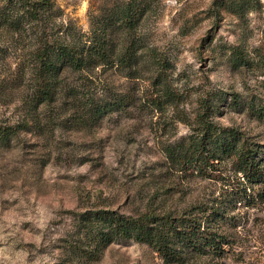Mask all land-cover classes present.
<instances>
[{"label": "rangeland", "instance_id": "1", "mask_svg": "<svg viewBox=\"0 0 264 264\" xmlns=\"http://www.w3.org/2000/svg\"><path fill=\"white\" fill-rule=\"evenodd\" d=\"M0 129V264H264V0H0Z\"/></svg>", "mask_w": 264, "mask_h": 264}, {"label": "trees", "instance_id": "2", "mask_svg": "<svg viewBox=\"0 0 264 264\" xmlns=\"http://www.w3.org/2000/svg\"><path fill=\"white\" fill-rule=\"evenodd\" d=\"M59 53L61 54L60 56H62L63 58H66V49L64 48H59ZM72 51V50H71ZM70 51V52H71ZM48 57V56H47ZM69 59H71L74 62V66L77 68H80V63L79 60L74 56H70ZM45 58H42V61L44 62ZM47 67L52 66V62L48 61L45 63ZM50 85H41L40 86V95L43 98H47V99H51L52 98V94L50 92ZM9 129H0V133L3 135V137H7L8 135V131ZM252 150H250L248 147H244L243 150L240 153V166H241V170L244 172V174L246 176H248L249 178H251L252 180L254 179V181H258L261 180L264 177V171L262 169H260L257 164L255 159L253 158L252 155ZM205 159V158H204ZM206 162V161H205ZM208 162V161H207ZM206 162V163H207ZM209 164V163H208ZM169 224L173 227V221L171 219H169ZM148 225V223H144L140 220L138 221H130L127 218H123L120 219V233L124 236H127V232L129 230H135V231H143L146 234V238L147 239H151L152 241H156L158 242V245L160 247V250H162V252L165 255H171L173 254L172 252H170L168 249H165L166 246L163 242V238L161 236V232H159L157 229L154 228H147L146 226ZM175 228V227H173ZM194 230V232H198L201 235V238L203 240V245L205 246H209L212 250H218L219 249V245L220 242L217 237L216 234L214 233H208L206 231H202L201 229V225H192L191 226V231ZM176 234H180L177 230H176Z\"/></svg>", "mask_w": 264, "mask_h": 264}]
</instances>
